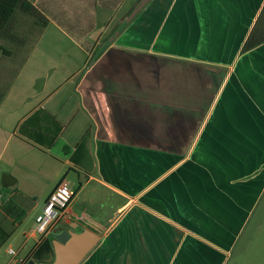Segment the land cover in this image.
Returning a JSON list of instances; mask_svg holds the SVG:
<instances>
[{
	"label": "crops",
	"instance_id": "crops-1",
	"mask_svg": "<svg viewBox=\"0 0 264 264\" xmlns=\"http://www.w3.org/2000/svg\"><path fill=\"white\" fill-rule=\"evenodd\" d=\"M137 1L34 0L50 22L0 102V248L64 180L48 237L101 233L80 264H226L264 198V43L242 51L264 0H149L104 37Z\"/></svg>",
	"mask_w": 264,
	"mask_h": 264
},
{
	"label": "rangeland",
	"instance_id": "rangeland-1",
	"mask_svg": "<svg viewBox=\"0 0 264 264\" xmlns=\"http://www.w3.org/2000/svg\"><path fill=\"white\" fill-rule=\"evenodd\" d=\"M141 1L142 0L137 1L134 7L138 6L141 3ZM131 11L132 10L120 11L119 15L116 18V21L114 22V25L110 27V29L106 32L104 37H106L107 39L111 38L114 33L113 29L115 28L114 27L115 23L120 21L121 22L125 21ZM30 22H31V18L22 17L21 15H19V21H18L19 25L17 31L23 32L25 28L29 26ZM37 32L38 31L36 29L33 31V33H28L26 42L20 47H17L14 43L10 41L0 39V43L3 44L8 51L7 53L0 51V89H3L6 86L7 82L12 77V74L18 69L22 60L26 56L28 50L33 45V42L37 37ZM73 34L76 37H79L77 33H73ZM83 43L85 45L86 44L88 45V40H83L82 44ZM83 56L84 55L80 53L76 57L75 62L77 63L78 66H83V65L85 66L84 64L85 58ZM66 87L67 86H63L61 90L62 92L59 94L58 97L60 96L62 97L64 95V93L66 92V90L64 89ZM73 100H77V96H73ZM7 153L8 150L4 149L2 145L0 147V166H3L5 164ZM70 170H71L70 167L66 166L64 173H67ZM3 201L4 200H2L1 202ZM7 202L10 204L9 201ZM20 207L22 208L21 205H19V208L16 206H12L13 215H18L21 213ZM3 222H4L3 226L6 229L8 228L11 229L14 226V223L9 220ZM1 234L2 231L0 230V237ZM24 240H25L24 236H18L16 240L13 239L7 241V243L0 248V264L14 263L15 257L10 253L7 254L6 248H9L8 246L9 243L11 242L13 243L15 249H17L20 243ZM36 243L37 242L35 241V239L30 238L24 245V248L22 249L20 255L28 256L31 250L35 247ZM226 264H264V198L259 202L257 208L250 215L248 219V226L243 230L236 246L232 251L231 257L228 259Z\"/></svg>",
	"mask_w": 264,
	"mask_h": 264
},
{
	"label": "trees",
	"instance_id": "trees-1",
	"mask_svg": "<svg viewBox=\"0 0 264 264\" xmlns=\"http://www.w3.org/2000/svg\"><path fill=\"white\" fill-rule=\"evenodd\" d=\"M34 0H0V39L7 40L14 43L17 47L23 45L27 40V34L33 33L37 29V37L33 42V45L28 50L26 56L22 60L18 69L12 74V77L7 82L3 89H0V102L6 96L11 85L15 81L19 72L21 71L23 65L28 59L30 53L32 52L35 44L38 42L43 30L49 24V18L34 5ZM19 15L22 17L31 18L29 26L25 28L23 32L17 31ZM128 22L122 24L117 30L122 31ZM264 43V6L248 36L244 45L243 52L249 51ZM110 43L106 42L102 47L98 48L95 54L91 57L88 64L94 62L100 54L109 46ZM0 51L7 53L6 47L0 43ZM54 237L50 236L41 242L38 247L32 253V258L38 263H52L55 259V248H54Z\"/></svg>",
	"mask_w": 264,
	"mask_h": 264
},
{
	"label": "built area",
	"instance_id": "built-area-1",
	"mask_svg": "<svg viewBox=\"0 0 264 264\" xmlns=\"http://www.w3.org/2000/svg\"><path fill=\"white\" fill-rule=\"evenodd\" d=\"M1 198L0 193V201ZM73 199L74 191L68 182L60 181L47 199L43 211L37 215L35 225L25 232V239L33 238L40 244L48 238L53 226L70 213L69 206ZM8 252L15 257L12 264H28L30 258L21 256L15 247L10 246Z\"/></svg>",
	"mask_w": 264,
	"mask_h": 264
},
{
	"label": "water",
	"instance_id": "water-1",
	"mask_svg": "<svg viewBox=\"0 0 264 264\" xmlns=\"http://www.w3.org/2000/svg\"><path fill=\"white\" fill-rule=\"evenodd\" d=\"M149 0H142L141 3L133 9L127 20L131 21ZM55 259L49 264H80L86 255L99 243L101 233L86 229L82 232H73L70 230H61L54 234ZM28 264H48L37 263L35 259L30 258Z\"/></svg>",
	"mask_w": 264,
	"mask_h": 264
}]
</instances>
